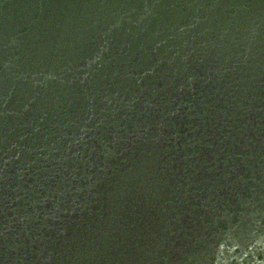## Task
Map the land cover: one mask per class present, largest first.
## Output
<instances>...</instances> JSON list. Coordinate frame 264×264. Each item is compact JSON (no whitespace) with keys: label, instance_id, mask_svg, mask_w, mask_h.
Returning <instances> with one entry per match:
<instances>
[{"label":"water","instance_id":"1","mask_svg":"<svg viewBox=\"0 0 264 264\" xmlns=\"http://www.w3.org/2000/svg\"><path fill=\"white\" fill-rule=\"evenodd\" d=\"M0 264H264V0H0Z\"/></svg>","mask_w":264,"mask_h":264}]
</instances>
